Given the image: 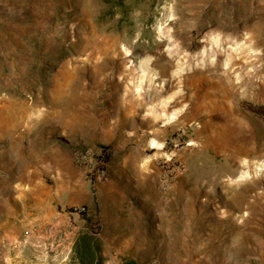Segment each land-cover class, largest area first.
Segmentation results:
<instances>
[{
	"label": "rangeland",
	"instance_id": "rangeland-1",
	"mask_svg": "<svg viewBox=\"0 0 264 264\" xmlns=\"http://www.w3.org/2000/svg\"><path fill=\"white\" fill-rule=\"evenodd\" d=\"M10 3L2 158L67 170L76 149H110L116 191L97 188L80 216L93 264H264V0ZM31 199L11 211L32 212ZM77 241L66 264H80Z\"/></svg>",
	"mask_w": 264,
	"mask_h": 264
},
{
	"label": "crops",
	"instance_id": "crops-1",
	"mask_svg": "<svg viewBox=\"0 0 264 264\" xmlns=\"http://www.w3.org/2000/svg\"><path fill=\"white\" fill-rule=\"evenodd\" d=\"M6 11L8 14L11 11L10 0H0V22L5 20ZM3 152L0 151V166L3 167L0 170V186L3 189L0 201L4 199L7 203L8 217L0 224V264H66L67 254L73 251L77 238L90 234L86 227L91 225L88 218L75 216L76 226L71 227L70 223L71 216H74L70 210L76 196L83 203L87 202L90 208L92 194L89 188L76 184V171L81 182L84 180L82 169L75 164L74 155L70 153L63 156L68 167L64 170L55 161L56 157L46 156L39 157L38 163L26 160L15 168L18 158L9 154L4 159ZM110 164L111 179L97 187L102 200L116 191L115 171ZM47 177L53 178L50 186L46 183ZM10 189H18L20 199L2 195ZM34 191L38 193L36 196H32ZM30 199L34 200L32 212L23 211L20 214L11 211L13 200H21L22 203ZM50 225L52 229L49 230Z\"/></svg>",
	"mask_w": 264,
	"mask_h": 264
},
{
	"label": "built area",
	"instance_id": "built-area-1",
	"mask_svg": "<svg viewBox=\"0 0 264 264\" xmlns=\"http://www.w3.org/2000/svg\"><path fill=\"white\" fill-rule=\"evenodd\" d=\"M75 164L82 169V176L91 194H96L97 187L109 180L110 149L107 147L76 149L73 153ZM184 171L181 162L172 166V169L164 170L165 181L163 185H168V181L173 174ZM95 213V212H94ZM73 219L75 216H91L89 206L86 204L76 205L71 208Z\"/></svg>",
	"mask_w": 264,
	"mask_h": 264
},
{
	"label": "trees",
	"instance_id": "trees-1",
	"mask_svg": "<svg viewBox=\"0 0 264 264\" xmlns=\"http://www.w3.org/2000/svg\"><path fill=\"white\" fill-rule=\"evenodd\" d=\"M259 111H264V107H260L253 112L258 114ZM76 250L79 255L80 264H93L95 260L96 248L95 238L92 235L84 234L78 238Z\"/></svg>",
	"mask_w": 264,
	"mask_h": 264
},
{
	"label": "bare ground",
	"instance_id": "bare-ground-1",
	"mask_svg": "<svg viewBox=\"0 0 264 264\" xmlns=\"http://www.w3.org/2000/svg\"><path fill=\"white\" fill-rule=\"evenodd\" d=\"M174 117V116H173Z\"/></svg>",
	"mask_w": 264,
	"mask_h": 264
}]
</instances>
